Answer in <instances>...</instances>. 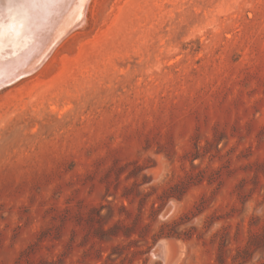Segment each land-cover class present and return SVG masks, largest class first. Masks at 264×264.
Instances as JSON below:
<instances>
[{
	"label": "rangeland",
	"instance_id": "1",
	"mask_svg": "<svg viewBox=\"0 0 264 264\" xmlns=\"http://www.w3.org/2000/svg\"><path fill=\"white\" fill-rule=\"evenodd\" d=\"M87 12L0 87V264H264V0Z\"/></svg>",
	"mask_w": 264,
	"mask_h": 264
},
{
	"label": "bare ground",
	"instance_id": "2",
	"mask_svg": "<svg viewBox=\"0 0 264 264\" xmlns=\"http://www.w3.org/2000/svg\"><path fill=\"white\" fill-rule=\"evenodd\" d=\"M88 3L0 0V87L36 71L68 34L86 24Z\"/></svg>",
	"mask_w": 264,
	"mask_h": 264
},
{
	"label": "water",
	"instance_id": "3",
	"mask_svg": "<svg viewBox=\"0 0 264 264\" xmlns=\"http://www.w3.org/2000/svg\"><path fill=\"white\" fill-rule=\"evenodd\" d=\"M171 244L169 240L162 239L157 242L155 245V255L160 259L161 264H166V260H168L170 255Z\"/></svg>",
	"mask_w": 264,
	"mask_h": 264
},
{
	"label": "trees",
	"instance_id": "4",
	"mask_svg": "<svg viewBox=\"0 0 264 264\" xmlns=\"http://www.w3.org/2000/svg\"><path fill=\"white\" fill-rule=\"evenodd\" d=\"M172 234L170 232L169 233H166L165 229H163L159 235H156L154 237V242L158 239V237H161V236H164V235H166L167 237H171ZM224 261H225L224 257L223 256H220V262L223 264Z\"/></svg>",
	"mask_w": 264,
	"mask_h": 264
}]
</instances>
